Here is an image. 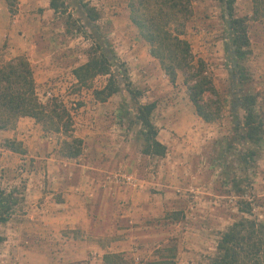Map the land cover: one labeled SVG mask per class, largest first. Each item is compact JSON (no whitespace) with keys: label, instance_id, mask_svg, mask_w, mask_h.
<instances>
[{"label":"rangeland","instance_id":"rangeland-1","mask_svg":"<svg viewBox=\"0 0 264 264\" xmlns=\"http://www.w3.org/2000/svg\"><path fill=\"white\" fill-rule=\"evenodd\" d=\"M49 1L0 0V61L23 57L32 70L38 99L60 104L69 121L64 133L45 131L28 117L0 130V191L19 197L8 222L0 224V264H18L13 254L17 244H30L28 236L18 242L19 228L33 221L35 208L65 204L62 196L73 193L91 201L100 191L132 188L160 203L163 210H157L148 224L154 229L147 233L154 246L148 243L139 259L129 250L119 253L128 264H208L219 235L244 217L239 212L244 201L252 209L246 216L264 223V0L234 4L235 15L248 20L250 42L241 86L230 73L228 36L216 2L188 0L190 16L181 19L183 27L180 22L171 26L173 34L188 42L194 63L202 61L212 78L217 95L209 99L219 100L221 110L210 123L196 114L185 74L177 71L172 83L151 57L150 46L130 20L131 0H84L95 8V22L76 0H65V14L54 13ZM95 40L107 41L116 58L112 71L125 69L131 88L140 94L137 101L124 87L104 103L95 101L93 91L101 89L107 77L94 78L90 88L78 87L73 71L87 61ZM242 94L255 97L254 113L263 123V136L256 144L243 143L235 130L243 116L236 106ZM151 102L156 109L150 119L166 148L162 157L141 154L142 130L134 120L136 107ZM100 133H107L106 152H99ZM72 138L81 140V153L67 158L62 144ZM247 151L254 156L247 157ZM130 157L136 159L137 170L127 166ZM117 174L132 176L137 186L113 181ZM149 253L155 262H148Z\"/></svg>","mask_w":264,"mask_h":264},{"label":"trees","instance_id":"trees-1","mask_svg":"<svg viewBox=\"0 0 264 264\" xmlns=\"http://www.w3.org/2000/svg\"><path fill=\"white\" fill-rule=\"evenodd\" d=\"M89 21L95 22L98 14L84 0H76ZM221 10L223 23L227 31L228 62L231 75L236 85L245 82L242 65L250 46L248 37V20L234 13L236 0H213ZM188 0H131L129 3L130 20L137 29L139 37L150 46L151 57L160 62L161 67L174 83L177 71L185 75L188 98L195 108L196 114L206 123L216 121L220 116V102L210 101L216 96L212 78L206 72L204 63L194 59L188 42L181 34H173L171 26L180 22L183 27L190 16ZM49 8L54 13H66L65 0H50ZM256 14V12H255ZM182 19V20H181ZM181 20V21H180ZM91 38V37H90ZM111 49L107 41L95 40L87 50V61L74 69L73 75L78 87L90 88L91 81L96 77H107L106 84L93 91V98L99 103L106 102L124 87L131 99L137 101L140 94L131 88L125 69L118 73L112 71L115 56L110 55ZM123 68V67H122ZM237 108L243 112L242 120L236 125L240 140L245 144H256L263 136V123L254 113L255 97L242 94L236 100ZM154 103L138 105L134 120L141 126L143 137L142 154L162 157L166 148L157 139V131L151 122ZM32 118L40 123L45 131L67 132L69 121L65 120L66 112L58 103L43 104L35 92L32 70L23 57L0 61V130L12 128L20 118ZM81 140L72 138L63 142L62 150L65 157L75 158L81 153ZM247 157L254 153L247 151ZM19 197L14 193L0 191V224H5L19 204ZM239 212L244 216L231 224L222 232L215 246V253L209 258L208 264H264V223L250 219L252 209L250 203H241ZM247 215V216H246ZM3 238L0 237V243ZM104 264H128L117 253H108L103 257Z\"/></svg>","mask_w":264,"mask_h":264},{"label":"crops","instance_id":"crops-1","mask_svg":"<svg viewBox=\"0 0 264 264\" xmlns=\"http://www.w3.org/2000/svg\"><path fill=\"white\" fill-rule=\"evenodd\" d=\"M106 136L107 133H100L99 152L107 150ZM106 156L114 160L113 154L106 153ZM126 164L138 169L136 159L132 157L127 159ZM115 165L114 161L112 166ZM107 190L95 193L91 201L81 193H73L71 197L62 196L65 204L35 208L32 211L33 221L19 228L18 242L22 244L24 236H28L30 244L28 248L17 244L13 254L17 255L18 264H104L105 254L128 250L136 259L141 258V251L146 252L148 243L150 247L154 246L147 236L154 229L148 224L154 218V213L163 208L155 199L148 198L144 191L132 188L119 192L116 189L112 192ZM119 223L124 224L125 228H120ZM119 233L124 234L120 240L117 238ZM120 247L122 249L119 250ZM137 251L139 253L136 254ZM148 255V262H155L150 253ZM163 263L173 264L171 261Z\"/></svg>","mask_w":264,"mask_h":264},{"label":"built area","instance_id":"built-area-1","mask_svg":"<svg viewBox=\"0 0 264 264\" xmlns=\"http://www.w3.org/2000/svg\"><path fill=\"white\" fill-rule=\"evenodd\" d=\"M121 181L122 183H124L127 186H132V187H136V181L135 179L130 176V175H126V174H117L113 177V181Z\"/></svg>","mask_w":264,"mask_h":264}]
</instances>
